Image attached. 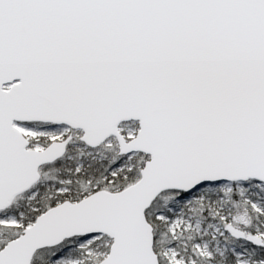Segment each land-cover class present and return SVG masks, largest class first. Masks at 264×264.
I'll use <instances>...</instances> for the list:
<instances>
[{
  "label": "snow or ice",
  "instance_id": "obj_1",
  "mask_svg": "<svg viewBox=\"0 0 264 264\" xmlns=\"http://www.w3.org/2000/svg\"><path fill=\"white\" fill-rule=\"evenodd\" d=\"M0 264H264V0H0Z\"/></svg>",
  "mask_w": 264,
  "mask_h": 264
}]
</instances>
